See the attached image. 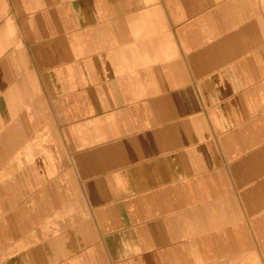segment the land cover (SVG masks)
Listing matches in <instances>:
<instances>
[{
	"label": "crops",
	"instance_id": "0c3cea01",
	"mask_svg": "<svg viewBox=\"0 0 264 264\" xmlns=\"http://www.w3.org/2000/svg\"><path fill=\"white\" fill-rule=\"evenodd\" d=\"M0 264H264V0H0Z\"/></svg>",
	"mask_w": 264,
	"mask_h": 264
}]
</instances>
